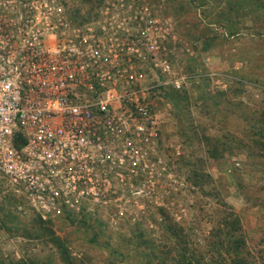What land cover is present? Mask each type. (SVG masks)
Masks as SVG:
<instances>
[{
	"label": "rangeland",
	"instance_id": "374dc122",
	"mask_svg": "<svg viewBox=\"0 0 264 264\" xmlns=\"http://www.w3.org/2000/svg\"><path fill=\"white\" fill-rule=\"evenodd\" d=\"M19 13L61 38L133 42L121 58L150 84L159 133L144 170L68 209L0 170V264H195L226 256L229 210L264 264V0H0V20Z\"/></svg>",
	"mask_w": 264,
	"mask_h": 264
},
{
	"label": "built area",
	"instance_id": "2783aa9c",
	"mask_svg": "<svg viewBox=\"0 0 264 264\" xmlns=\"http://www.w3.org/2000/svg\"><path fill=\"white\" fill-rule=\"evenodd\" d=\"M50 26L0 20V170L39 208L60 210L144 170L159 122L144 73L121 58L133 42L61 38Z\"/></svg>",
	"mask_w": 264,
	"mask_h": 264
},
{
	"label": "trees",
	"instance_id": "16d2710c",
	"mask_svg": "<svg viewBox=\"0 0 264 264\" xmlns=\"http://www.w3.org/2000/svg\"><path fill=\"white\" fill-rule=\"evenodd\" d=\"M240 229V221L239 217L233 210L227 211L226 215L222 217V220L217 229V234H214L215 238H219L221 236L222 241L217 243L222 244L224 247H227L225 252L226 256H220V253L213 252V250H208L211 254H207V256L201 258L207 259L204 261L197 262L195 264H252V261L249 260L247 254H244V246L245 242L243 239L236 236V231ZM220 247V245H219ZM221 250V249H220ZM213 253L216 256L213 258ZM188 259L186 264L191 263L190 257L183 258L182 261Z\"/></svg>",
	"mask_w": 264,
	"mask_h": 264
}]
</instances>
